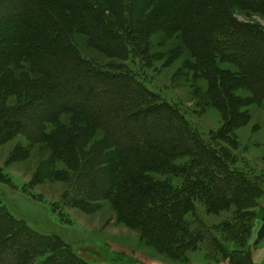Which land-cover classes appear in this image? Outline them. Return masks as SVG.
Wrapping results in <instances>:
<instances>
[{
	"label": "trees",
	"instance_id": "1",
	"mask_svg": "<svg viewBox=\"0 0 264 264\" xmlns=\"http://www.w3.org/2000/svg\"><path fill=\"white\" fill-rule=\"evenodd\" d=\"M166 1L172 6L170 16L156 25L166 23L172 30L181 32L185 41L187 31H197L196 43L204 45L205 54L194 53L195 58H203V63L196 62L191 70L208 80L212 99L224 118L220 128L206 134L200 132L184 110L148 88L142 68L153 58L146 51L139 52L134 45L140 44V39L134 40L131 36L136 33L130 19L131 0L123 1L115 23L121 33H115L108 21L99 22L96 10H89L85 0H0V27L1 23L4 25L0 31V64L9 61V67H0L11 76V82L7 80L5 87L13 92L12 87L16 91L19 86L24 93L21 104L3 107L0 132L26 112L31 115L32 109L38 117L31 120L35 129L62 114L86 119L88 127L81 137L69 133V138L85 137L88 130L90 135V124L102 131L109 148L142 156V159L133 161L132 176L121 174L117 166L112 171L89 170L84 174L87 192L79 194L81 197L75 195L78 200L72 201L71 206L86 209L90 199L109 200L120 221L137 228L147 244L177 262H185L192 253L202 251L209 264L217 260L250 264L251 254L245 248L251 235L254 210L264 197V170L256 172L246 163L243 167L239 165L244 161L236 152L233 124L237 120L245 122L247 114L235 109L233 112L232 100L226 98L222 81L232 80L228 77L230 72L221 70L218 74V66L210 62L209 54L216 53L222 62L260 75L261 81L240 86L249 90L252 101L264 99V29L246 27L223 12V8L230 10L229 3H234L241 12L262 14L264 0H200L202 3L196 4L194 0ZM51 8L62 17L63 25L50 12ZM155 21L150 22L151 26ZM147 25L146 36L153 30ZM73 27L96 50L122 63L100 68L83 58L69 39L68 32ZM37 42L38 49L32 46ZM185 45L189 49L190 41ZM222 48L227 49L223 54L219 52ZM22 58L32 64L45 84L36 82L39 81L36 78L17 84L14 73ZM234 88L237 86L231 85L229 90L233 92ZM35 89L47 90L50 96L38 95L33 103L34 96L27 94ZM238 102L235 101L237 105H244ZM144 110L150 114L156 112L155 120L143 118ZM24 133L34 138V142L40 141L39 132ZM65 146L60 149L64 152L56 154L63 156L72 149L67 143ZM151 153L160 159L151 158ZM70 155L71 163L70 157L65 161L67 166L80 168L73 150ZM147 156L149 160L144 159ZM119 165L125 171L130 162ZM150 173L161 174L164 179L159 181L148 176ZM199 208L208 216L224 213L229 217L210 225ZM36 232L0 207V264H89L55 233Z\"/></svg>",
	"mask_w": 264,
	"mask_h": 264
},
{
	"label": "rangeland",
	"instance_id": "2",
	"mask_svg": "<svg viewBox=\"0 0 264 264\" xmlns=\"http://www.w3.org/2000/svg\"><path fill=\"white\" fill-rule=\"evenodd\" d=\"M109 1L85 0L89 10H96L98 21L101 23L108 21L111 27L114 26L112 27L114 32L118 33L115 23H118L124 0ZM194 1L195 4L202 3L200 0ZM229 4L230 10L222 7L224 14L246 27L253 25L264 29V12L262 14L241 12L234 3ZM130 6L132 11L130 19L134 24V32H136L131 36L134 40L140 39V44L137 42L134 45L139 52L146 51L153 58L152 61L144 63L145 66L142 68L143 78L148 88L156 92L161 99L174 103L184 110L188 119L200 132L206 134L209 131H216L223 125V115L212 99L208 80L201 78L191 70L196 62L203 63V58H195L194 53L205 54L204 45L196 43L199 41L197 31L186 32V41H190L188 49L181 32L172 30L166 23L158 27L156 25L160 20L165 22L164 19L170 16L172 6L168 1L131 0ZM54 10L51 8L50 12ZM220 11L222 12L221 9ZM55 14L59 23L63 25L62 17ZM153 20L156 21L151 26L150 22ZM147 24L153 29L150 30L148 36H146L148 32L144 34L148 28ZM2 25L3 23H1L0 31L4 26ZM64 28L66 29V26ZM72 30L68 32L69 39L78 48L82 57L92 64L100 68H108L109 65L122 63L92 47L88 38L76 28L73 27ZM251 30L257 34L255 29L251 28ZM0 44H2L1 41ZM38 44L39 42L32 46L38 49ZM6 48L12 49L10 46ZM222 50L218 51L222 54L227 51L223 48ZM35 54L37 55L38 51ZM24 59L22 58L15 68L14 75L17 84L18 82L23 83L28 78L31 81L36 78L39 80L36 82L42 81V85L45 84L42 77L34 72L32 64ZM209 59L218 66V72L216 70L212 73L219 74L221 70L230 72L228 77L232 80L224 81L223 79L222 81L226 98L229 101L232 100L233 112L235 109L247 114L245 122L237 120L238 122L233 124L237 141L236 152L238 151L237 154L244 161L239 165L243 167L246 163L248 168L260 172L264 170V99L252 101L249 90L245 86H240L241 83L246 85V82L261 81L258 78L260 75L257 76V73L251 69L242 71L234 65L222 62L216 53L209 54ZM4 64L0 65L9 67V61L6 60ZM135 66L137 67V64ZM10 79L8 72L0 67V114L3 113V107L12 106L14 108V105L18 106L24 99V93L19 86L16 91H14L15 86L12 87L13 92L7 90L5 84L7 80L11 82ZM231 85L237 86L233 92L229 90ZM36 90L27 94L28 97L34 96L33 103L38 95L47 98L50 96L47 90ZM234 100L239 101L238 103L242 101L244 105H237ZM55 102L58 105L57 101ZM144 111L143 118L155 120L156 112L150 114L149 110ZM29 112L31 115L26 112L14 123L10 121V124L14 126L5 125L0 132V207L8 215L22 220L26 227L41 235L55 233L70 246L78 257L89 264H209L206 263L202 251L192 253L185 262H177L160 254L145 242L142 233L137 228L129 227L120 221L117 210L109 200H103L102 195H99L101 198L90 199V204L86 205V209L71 206L72 201L78 200V196L81 197L79 194L82 192L86 194L84 174H87L89 170L112 171L117 166L121 174L132 176L135 173L132 163L134 160H141L142 156L109 148L105 144L102 131L90 124L89 127H92L90 135L88 130L85 137L69 138L73 133L81 137L86 126L88 127V122L82 117L62 114L53 118L50 123L46 122L40 125L39 129H35L31 120L37 117V113L35 109ZM134 112L130 111L131 114ZM160 124L164 126L162 122ZM22 125L29 131L39 132L40 141L34 142V138L25 136L24 132L29 133V131L17 128ZM66 143L72 149L66 151L65 157L56 154V152H64L60 149L62 146L67 148ZM101 145L103 148L100 147ZM72 150L74 155L76 154V159H79L76 164L81 167L78 169L67 166L65 162L70 157L69 162L71 163ZM86 158L87 161L84 163ZM151 158L159 160L160 156L151 153ZM144 159L149 160V157H144ZM98 162L101 163L98 164ZM121 162H130L129 169L124 168L125 171H122L119 165ZM160 175L155 176L154 173H150L148 176L158 178L160 181L164 179V176ZM199 210L210 225H216L227 217L224 213L208 216L203 213V209L199 208ZM254 215L251 235L245 249L251 254L250 264H264V197L259 199ZM212 264H228V262L217 260Z\"/></svg>",
	"mask_w": 264,
	"mask_h": 264
}]
</instances>
